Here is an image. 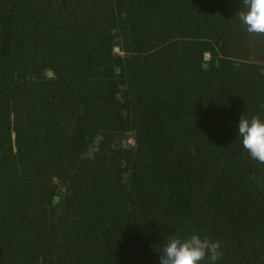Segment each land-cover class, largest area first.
Segmentation results:
<instances>
[{"label": "trees", "instance_id": "obj_1", "mask_svg": "<svg viewBox=\"0 0 264 264\" xmlns=\"http://www.w3.org/2000/svg\"><path fill=\"white\" fill-rule=\"evenodd\" d=\"M239 6L0 0V264H159L194 231L264 264V162L235 139L264 33Z\"/></svg>", "mask_w": 264, "mask_h": 264}, {"label": "clouds", "instance_id": "obj_2", "mask_svg": "<svg viewBox=\"0 0 264 264\" xmlns=\"http://www.w3.org/2000/svg\"><path fill=\"white\" fill-rule=\"evenodd\" d=\"M238 22L249 33H264V0H240L235 11ZM236 140L247 155L258 162H264V115H247L244 111L236 121ZM159 264H217L220 256V242L193 232L187 236L169 234L159 243Z\"/></svg>", "mask_w": 264, "mask_h": 264}, {"label": "rangeland", "instance_id": "obj_3", "mask_svg": "<svg viewBox=\"0 0 264 264\" xmlns=\"http://www.w3.org/2000/svg\"><path fill=\"white\" fill-rule=\"evenodd\" d=\"M132 143V144H134V140L131 138L130 140H129V143Z\"/></svg>", "mask_w": 264, "mask_h": 264}, {"label": "water", "instance_id": "obj_4", "mask_svg": "<svg viewBox=\"0 0 264 264\" xmlns=\"http://www.w3.org/2000/svg\"><path fill=\"white\" fill-rule=\"evenodd\" d=\"M50 73H51V72H50ZM51 74H52V73H51ZM97 143H98V142H96V144H97ZM96 149H97V148H96ZM89 155L92 156V155H93V152H90Z\"/></svg>", "mask_w": 264, "mask_h": 264}, {"label": "built area", "instance_id": "obj_5", "mask_svg": "<svg viewBox=\"0 0 264 264\" xmlns=\"http://www.w3.org/2000/svg\"><path fill=\"white\" fill-rule=\"evenodd\" d=\"M116 51L120 53V51H119V49H118V48H116Z\"/></svg>", "mask_w": 264, "mask_h": 264}]
</instances>
